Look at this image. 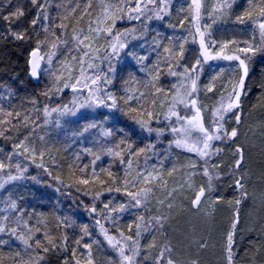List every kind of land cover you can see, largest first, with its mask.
<instances>
[{"label": "snow or ice", "instance_id": "6c2138e0", "mask_svg": "<svg viewBox=\"0 0 264 264\" xmlns=\"http://www.w3.org/2000/svg\"><path fill=\"white\" fill-rule=\"evenodd\" d=\"M6 2L12 7V0ZM29 2L35 9V16L30 21L31 31L28 28L17 30L18 22L25 16L24 8L17 5L2 17L8 22V29L0 33V40L31 43L34 39L35 44L26 61L27 75L37 83L43 77H47V80L39 95L25 97L19 107L13 104L17 91L0 84V100L7 99L9 102L8 110L0 105V137L13 142V151L0 157V190L7 191L9 185L26 179L39 183L37 177L26 175L30 165L42 169L49 176L52 175L50 169H62L48 143L51 139L48 128L55 126L65 135L63 143L66 146L63 150L72 153L67 157L70 161L67 168L75 177L68 184L60 176L53 177L56 191L64 189L71 192L74 189L83 196L91 197V205L84 204L83 200L79 203L96 218V226L103 235V240L93 238L88 225L80 227V235L71 249L75 264H81V260L85 264H182L173 257L175 246L169 239L167 226L177 208V194L184 190L185 184L190 189L194 188V177L201 170L208 178V184L196 192L191 201L192 209L199 211L202 201L211 198L215 190L213 180L219 178L218 175L214 177L213 173H219L221 167L213 163V158L224 150L217 146V142L231 144L239 136L243 119L242 97L248 94L245 81L254 57L258 53L264 54V0H248V8L233 21L234 24L251 26L252 36L245 40L235 37L218 39L215 34L220 31L218 25L234 0H217L212 5L208 12L211 23H201L206 0H190V3L186 0L188 16L185 19L190 18L195 27V31L188 34L175 31L176 26L170 22L167 27L173 29L171 34L161 33L152 26L153 20L163 21L171 15L173 0ZM3 6L0 3V7ZM183 11L184 6H181L178 14ZM70 19H75V24L70 23ZM125 20L136 23L123 31L117 30V23ZM82 22H86L87 26H81ZM180 24L183 26V19ZM257 31L259 42L256 40ZM189 43H198L191 64L187 63L192 51L187 47ZM137 48L141 51L137 52ZM121 60L129 66H133L134 62V72L124 81L118 95L115 82L117 65ZM214 61L238 62L237 65L230 63L228 71L236 67L239 75L237 79L227 82L232 84L231 91L222 93L215 105L208 106L201 102V93H214L218 80H222L225 73L224 66L217 64L219 71L201 87L204 68ZM141 73L142 77L139 75ZM15 79L18 77H14L13 82ZM227 83L222 82L220 87L226 89ZM166 84L170 87H166ZM66 92H70L71 97L67 102H62ZM40 96L47 102L41 103ZM53 100L58 101L55 106H52ZM121 103L127 108L131 119L149 137L154 136L155 141L150 139L144 146L136 147L126 135H122L118 141L112 142L109 138L116 135L115 130L96 122H89L82 129L71 132L63 127L66 123L75 122L65 118L75 117L82 110L106 108L122 111ZM207 111L212 114L210 125L204 122ZM232 117L236 126L229 131L226 125ZM38 129L44 134H38ZM95 129H99V138L95 141L98 148L72 152L73 145ZM166 136L171 139L161 151L158 143H162ZM173 150L194 153L198 160L190 159L186 165L188 171L184 183L170 188L164 173L172 176L180 170L174 163L168 168L173 161ZM88 155L93 157L92 160L88 164L82 163ZM232 155L235 164L230 174L238 173L242 167L243 149L237 146ZM14 157L23 158L27 163L20 160L13 163ZM104 157L109 160L108 166L97 171V162ZM197 164H201L202 169ZM104 173L107 180L99 178ZM244 180L245 177L239 175L232 185L238 196L234 202L229 201L235 207V212L224 248L226 264H236L234 247L239 207L248 198ZM97 182L101 188L93 192L88 186ZM116 194L124 199L118 200ZM221 199L217 196L213 204ZM126 216H134L127 226V234L118 227ZM106 224L117 231L110 232ZM74 226L75 221L70 217L60 218L56 229L61 235L54 237L42 214L22 207L10 191L7 195L0 194V264L5 259L3 247L8 245L15 249H10L8 254L11 264H48L50 254L67 253L69 236L66 230ZM157 234L163 243L158 244ZM85 237L89 238V242H84ZM148 238L151 241L145 244ZM105 243L115 256L109 255L106 261H98L93 256V248H104ZM193 243L199 249L208 246V241L203 237L190 241L189 248ZM81 246L87 251L78 257ZM157 247L159 251L153 255ZM62 264H70L66 255L62 256ZM184 264H199V261L191 259Z\"/></svg>", "mask_w": 264, "mask_h": 264}, {"label": "trees", "instance_id": "16d2710c", "mask_svg": "<svg viewBox=\"0 0 264 264\" xmlns=\"http://www.w3.org/2000/svg\"><path fill=\"white\" fill-rule=\"evenodd\" d=\"M0 3L4 5L0 7V33L6 32L8 29V22L3 20L2 17L7 15L17 5L23 7L25 10V16L18 22L17 30L28 28L31 31L30 21L35 16V9L29 0H12V7L8 6L6 0H0ZM177 5L173 4L171 15L160 21V30L163 33L171 34L173 32L172 28L167 27L169 22L176 26L175 31L177 32L183 31L186 33L187 29L190 30V18L185 19L188 16L187 5L185 6L184 4L182 14H178ZM247 8V0L234 1V4H232L227 14L223 17V21L218 25L223 31L222 33H215L218 39L219 37L226 39L235 37L238 40H245L252 36V33L248 34V36L244 33L247 26L233 23L235 17L241 15ZM205 11L208 13L211 9L205 8ZM76 15L78 16V14ZM181 19L184 20L183 26L180 24ZM75 22V19H70V23L75 24ZM225 28L227 29L225 30ZM259 39L260 37L256 36L257 42H259ZM34 44V39L31 43L11 39L8 41L0 40V84L17 91V97L13 100L15 107H19L25 97L39 95L45 88L46 81L41 79L35 85L27 75L26 61ZM187 47L192 50L189 54L193 52L192 57H194L198 44L189 43ZM152 59L154 60L155 56ZM132 65L129 66L125 63L117 67L115 90H117L118 95L119 91L123 89L124 81L129 78L130 73L134 72V62H132ZM213 74L216 73L212 72L210 66L206 65L204 76L201 78L202 88L208 83ZM139 75L143 76L142 73ZM238 75L237 70H225L222 80H218L217 82V89L214 93H201V102L205 105L213 106L218 94L231 91L232 84L227 82L230 79H237ZM14 77H18V79H15L13 82ZM21 82H23L22 86ZM222 82L227 83L226 89L220 87ZM262 85H264V54L258 53L250 65L249 76L245 81V90L248 94L242 97L243 119L239 126V136L231 144H220L217 142V146L222 147L224 150L218 157L213 158V163H218L221 167L219 173H213L214 177L218 175L219 178H214L213 180L215 190L212 192L211 198L202 201L199 211L192 209L191 201L195 198L196 192L201 186L206 187L208 184V178L203 175L202 170L194 177V188L190 189L185 184L184 190L177 194V208L172 213V220L167 226V231L169 239L175 246L173 257L180 260L182 264L191 259H197L199 264H226L224 248L227 244V234L231 229L234 218L233 214L235 212V207L230 205L229 201L234 202L238 196L236 189L232 185L239 175L245 177L244 183L248 191V198L242 201L239 207V224L236 229L234 247V251L237 253L236 264H264V87ZM165 86L167 87L168 85L166 84ZM64 96L63 102H67L71 97L66 95V93ZM39 99L41 103L47 102L43 96H40ZM0 105L8 110L9 102L7 99L0 100ZM121 108L123 109L122 111L114 110L116 115L110 117V119L108 118L103 125L106 128L115 130L116 135L109 138L110 141H118L122 135H126L129 140L134 142L136 147L144 146L150 139L155 141L154 136L149 137L131 119V115L127 113V108L123 103H121ZM98 116H95V119L89 120L84 116L68 117L66 118L67 120L75 122L67 123L64 129L71 132L72 130L82 129L89 122H100L99 124H101L104 119ZM204 116L206 125H210L212 120L211 112H205ZM97 118L100 120L98 121ZM235 126V118L232 117L226 127L231 131V128ZM57 130L59 129L49 126L48 135L51 139L48 140V143L51 146L53 155L56 156L57 161L62 165V169H50L52 175L49 176L42 169L36 168L35 165H30L26 175L28 177H37L40 181L39 183L32 179L18 181L9 185L7 191L0 190V194L7 195L8 191H10L14 198H18V202L22 207H26L29 210L34 209L37 213L42 214L47 219L48 230L54 237L58 238L61 235V232L56 229L60 218L70 217L72 221H75V226L66 230L69 236L67 253L59 255L50 254L47 258L48 264H62V256L66 255L70 264H75L71 249L75 247L74 241L80 235V227L85 224L88 225L89 230L93 233V238L98 237L100 240H103V235L100 234L99 228L96 226V218L85 211L83 205L79 203L80 200H83L84 204L91 205V197L83 196L74 189L71 192L66 190L56 191V182L53 177L60 176L65 184L71 183L75 179L67 168V164L70 162L67 157L72 153L64 152L63 149L66 146L63 143L65 135ZM95 130L99 131V129ZM95 130L86 133L84 137L80 138V142L73 145L72 152L82 151L84 148L97 149L98 145L95 141L99 138V132L97 133ZM37 131L38 134H44L40 129ZM12 135L14 136L15 134L13 133ZM57 136H59V139H57ZM170 139V136L164 137L162 143H158V148L163 151ZM12 143L11 139L0 137V157H4L13 151ZM237 146L243 149L242 167L238 173L233 172L230 174V169L235 164L232 153ZM173 152V161L168 164V168H171L174 163L180 170L172 176H168L167 172L164 173V179L167 180L170 188L184 183L188 171L186 165L189 160H198L194 153H181L178 150H173ZM92 158L91 155H88L83 158L82 163L88 164ZM16 160L24 161L23 158L14 157L13 163ZM23 163H27V161ZM108 163L107 157L102 158L101 161L97 162V171L101 167L106 168ZM197 167L202 169L201 164H197ZM99 178L103 180L108 179L106 173L101 174ZM88 187L95 192L101 188V185L97 182L91 183ZM116 195L118 200L124 199L122 195ZM157 195H161V193H157ZM217 196L222 199L220 202L213 204V200ZM105 198H107V194ZM133 219L134 216H126L118 225L119 229L127 234V226ZM106 227L112 233L117 231L110 224H106ZM201 237L208 241L207 248L199 249L194 243L189 248L190 241L198 240ZM4 238L7 239V237ZM156 240L158 244L163 243L159 234H157ZM150 241L151 238H148L144 243L147 244ZM84 242H89V238L85 237ZM10 249L12 251L15 250L12 245L3 247L5 256L3 264H11V259L8 258ZM86 251L81 246L77 256L79 257L81 253H85ZM158 251L159 247L153 250V255ZM109 255L115 256V253L108 248L106 243L104 248H93V256L98 261H106ZM81 264H85V261L81 260Z\"/></svg>", "mask_w": 264, "mask_h": 264}, {"label": "rangeland", "instance_id": "374dc122", "mask_svg": "<svg viewBox=\"0 0 264 264\" xmlns=\"http://www.w3.org/2000/svg\"><path fill=\"white\" fill-rule=\"evenodd\" d=\"M234 1H236V0H234ZM217 2V0H206V3H205V8L206 9H211V7H212V5L213 4H215ZM247 2H248V0H247ZM187 3H190V0H187ZM187 3H186V0H173V4H178L177 5V11H179L180 10V8H181V6H184V4H185V6L187 5ZM208 4V5H207ZM234 4V3H233ZM187 11H188V8H187ZM207 12L206 11H204V18H203V20L201 21V23H211L210 21V19L208 18V16H207ZM110 22V21H109ZM136 22H128V21H122V22H118L117 23V25H116V28H117V30H119V31H123L125 28H128V27H131L132 26V24H135ZM191 23V22H190ZM161 23H160V21H155V20H153L152 21V26H153V28L154 29H161V25H160ZM81 26H83V27H86L87 26V24H86V22H83L82 24H81ZM245 26H247L246 27V29L244 30V33H246V35L248 36V34H251L252 33V30H251V26L250 25H245ZM188 28H189V26H188ZM227 28H225V30H226ZM191 30V31H190ZM190 30L189 29H187L186 30V33L185 34H188V33H192V32H194L195 31V27H194V24H192L191 23V26H190ZM161 31V30H160ZM189 31V32H188ZM223 31H222V28H220V31H218V32H216V33H222ZM161 33H163V31H161ZM256 36L257 37H259V33H258V31L256 32ZM188 38L191 40V35H189L188 36ZM220 38V37H219ZM231 37H229L228 39H230ZM197 41H198V37H197ZM102 42V41H101ZM198 44V43H197ZM136 51L137 52H140L141 50L139 49V48H137L136 49ZM193 53V52H192ZM192 53L191 54H189L188 56V60H187V63H189V64H191V63H193L194 62V57H192ZM126 62L124 61V60H121L120 61V63L117 65V67L118 66H121L122 64H125ZM232 64V65H237L238 64V62H228V61H214V62H211L208 66H210V69L212 70V72H215V73H217L218 71H219V69L216 67V65L217 64H219V65H222V66H224V68H225V70H227L228 71V65L229 64ZM127 64V63H126ZM232 70H237V68L236 67H233V69ZM213 75H215V74H213ZM204 76V73H203V75H202V77ZM201 77V78H202ZM42 80L43 81H46L47 80V77H43L42 78ZM167 87H170V85H168ZM225 93V92H224ZM222 93H220V94H218L217 95V97H216V100H215V103H214V105L216 104V102H217V100H218V98H219V96L221 95ZM66 95H69V96H71V93L70 92H66ZM65 96H63V98H64ZM58 101H56V100H53L52 101V104H53V106H55L56 105V103H57ZM63 102V101H62ZM99 115V116H98ZM116 115V112L113 110H109V109H106V108H96V109H91V110H82L80 113H78L77 114V116H80V117H85V118H88V120L89 119H95V116H98V117H102L104 120H103V122H101V124H105V122L108 120V118L110 119V117H114ZM105 116H107V119H105ZM66 119V118H65ZM98 119V118H97ZM100 119H98V121H99ZM204 122H205V116H204ZM100 123V122H99ZM206 124V123H205ZM67 126V123L66 124H64L63 125V127H66ZM54 128H56L55 126H54ZM57 129H59V128H57ZM57 131H60L61 132V129H59V130H57ZM95 132H99L98 130H95ZM94 133V132H93ZM20 162H26V161H22V160H20ZM61 190H64V189H61Z\"/></svg>", "mask_w": 264, "mask_h": 264}, {"label": "water", "instance_id": "95a60500", "mask_svg": "<svg viewBox=\"0 0 264 264\" xmlns=\"http://www.w3.org/2000/svg\"><path fill=\"white\" fill-rule=\"evenodd\" d=\"M33 84H35V85H37L38 83L37 82H35V81H32V80H30Z\"/></svg>", "mask_w": 264, "mask_h": 264}]
</instances>
